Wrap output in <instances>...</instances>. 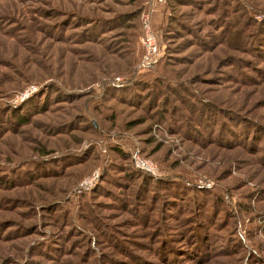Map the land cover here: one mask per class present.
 <instances>
[{"label": "rangeland", "instance_id": "1", "mask_svg": "<svg viewBox=\"0 0 264 264\" xmlns=\"http://www.w3.org/2000/svg\"><path fill=\"white\" fill-rule=\"evenodd\" d=\"M146 2L0 0V264H168L160 241L196 230L193 193L151 182L140 198L134 145L163 179L229 193L209 264L244 258L236 219L264 259V0H167L163 57L142 72Z\"/></svg>", "mask_w": 264, "mask_h": 264}, {"label": "trees", "instance_id": "2", "mask_svg": "<svg viewBox=\"0 0 264 264\" xmlns=\"http://www.w3.org/2000/svg\"><path fill=\"white\" fill-rule=\"evenodd\" d=\"M140 30H141V23H140ZM142 72H146V71H142ZM91 123L94 125L93 121H91ZM117 148L119 149L120 147H117ZM139 173L141 174L140 175L141 180H140V183H137L138 184L137 185V195L140 196V198L145 188H147V186L151 182H154L157 186L164 187L165 190H172L173 192L176 193V195L177 193L179 195L181 194L179 193L180 192L179 189H182V193L184 191L185 192L188 191L187 192L188 194L193 193V195H191L192 196L191 198L192 200H194L193 201L194 204L193 203L187 204L190 206V209L192 208L191 209L192 218L189 217L185 220H190L194 225H197L195 226L196 230L194 228V230L190 231L189 229L190 226L188 225V228L185 231L184 235L181 234L179 236L181 239L180 240L181 245L173 244L169 240H164V239L161 240L159 248H160V253L163 257L162 259L166 261V263L168 264H189L191 261H201V264H209L212 258L213 259L216 258V257H212L213 231L214 229L226 223V215L229 212V210L231 211V208H229V206H232V204L229 198L230 197L229 193L225 192L226 193V194L224 193L225 195L218 196L216 194L214 195L213 192H211L214 190L213 187L211 188L199 187L198 185H195V184L193 185L190 182H187V180H183L182 184L177 185L178 183L169 181L168 179L165 180L163 178H154L153 176L147 173H143L141 171H139ZM205 194H209L210 196V201L208 203L204 197ZM180 201L181 199L174 200L173 198L163 197L161 206L163 205V211L165 210L164 211L165 214L167 215V212L171 211V209L168 208L169 204L171 205L173 203V206H174V204L176 203L177 206L182 207V204ZM203 204H206L207 209L209 208V204H210V209L206 213L204 220H197L194 222L193 219L197 217L198 212L200 213L199 205L202 206ZM194 205L196 206V209L194 208ZM224 207H225L224 215H222V218H220V221H219L218 215L220 214V212L223 210ZM182 209L185 210V206ZM182 209L179 208L180 212L184 211ZM233 213H234V210H233ZM240 225H241L240 220L236 219L234 221V227L236 230L235 238H236L237 244L241 245V249L245 248V251H246V254L244 258H242V260L240 261V264H264V259L260 257L261 254L259 250L258 249L252 250V248L244 244L245 242L244 238L238 231V228ZM232 249H233V246L223 247L222 249H219L220 251L219 253H222L221 256H225L223 253L227 252V255H228V253L231 252ZM234 249L235 251H238V246L236 245ZM181 250H183L184 252L183 254H179L181 253ZM236 254L237 252H235L231 256H235ZM185 256L187 257L191 256V257L184 261Z\"/></svg>", "mask_w": 264, "mask_h": 264}, {"label": "built area", "instance_id": "3", "mask_svg": "<svg viewBox=\"0 0 264 264\" xmlns=\"http://www.w3.org/2000/svg\"><path fill=\"white\" fill-rule=\"evenodd\" d=\"M166 1L167 0H147L145 8L140 14V45L143 49V53L139 64L137 65V70L139 71H149L155 69L163 57L160 39L154 27L153 19L159 6L164 4ZM115 83L121 84L126 83V81L123 77H116ZM27 95L28 93H23L21 98L24 99ZM130 159L133 167L138 171L147 173L154 178H165L167 176L156 161L143 155L138 145L132 146L130 150ZM98 177L99 171L83 178L75 188L74 194L81 195L83 193L90 192L97 182ZM213 184L214 182L212 181H205L202 186L209 187Z\"/></svg>", "mask_w": 264, "mask_h": 264}]
</instances>
